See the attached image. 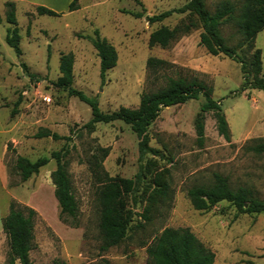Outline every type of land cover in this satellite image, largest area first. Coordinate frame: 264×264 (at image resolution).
<instances>
[{
    "label": "rangeland",
    "instance_id": "1",
    "mask_svg": "<svg viewBox=\"0 0 264 264\" xmlns=\"http://www.w3.org/2000/svg\"><path fill=\"white\" fill-rule=\"evenodd\" d=\"M186 1L78 0V9L68 11L69 0H20L14 2L21 49L17 55L5 41L9 24L4 0H0V143L5 146L8 188V193L0 189V264H6L8 257L2 218L10 203L24 211L26 207L35 210L29 251L33 264L55 260L99 264L102 258L111 264H149L146 247L165 227L189 228L214 252V264H264V212L240 213L224 200L209 210H198L186 194L190 187L209 185L217 172L227 177L231 187L245 186L264 200V152L251 149L264 140L263 91L242 90L240 64L206 51L199 43L201 26L195 15L173 12L161 21L148 19ZM218 1L205 0L210 10ZM38 4L59 15L37 14ZM189 20L193 23L189 32L168 46L148 45L154 29ZM95 28L117 52L116 64L106 71L103 81L96 50L84 37L93 35ZM223 34L230 43L237 41L232 25L224 27ZM253 44L261 50L260 75L264 78V28ZM62 53L73 55L72 86L96 97L105 112L136 107L141 93L162 87L167 76L203 79L222 107L230 140L217 132L213 114L207 111L204 139L197 141L194 118L204 101L199 96L160 110L147 131L149 145L159 152L140 158L138 138L128 124L96 122L89 129L85 125L91 117L90 107L53 84L60 74ZM149 57L168 64L149 73ZM42 129L59 137H37ZM60 149L67 150L63 161L77 203L73 217L60 215L50 177L56 166L53 158L26 180L15 168L17 155L35 160ZM103 149H107L105 156ZM139 172L137 190L122 198L135 212L126 236L118 245L101 250V185L106 175L134 178ZM157 179L167 185V194L151 203L148 197ZM146 205H153L147 212L149 220L140 215Z\"/></svg>",
    "mask_w": 264,
    "mask_h": 264
},
{
    "label": "trees",
    "instance_id": "2",
    "mask_svg": "<svg viewBox=\"0 0 264 264\" xmlns=\"http://www.w3.org/2000/svg\"><path fill=\"white\" fill-rule=\"evenodd\" d=\"M5 20L9 24L6 28L5 41L13 48L17 55L21 54L19 46L20 34L15 16V3L5 0ZM78 0H70L68 11L78 9ZM37 14L51 16L59 12L38 4L35 6ZM173 12H188L198 19L201 31L199 43L212 55L223 54L240 64L242 75L241 89L257 88L264 93V78L260 75L262 70L261 50L254 47V40L258 31L264 28V0H220L213 10H210L205 0H187L183 5L164 10L148 17L149 21H161ZM193 23L191 20L179 23L173 27L160 26L149 34L148 45L166 47L178 36L189 32ZM232 25L237 35V41L230 43L223 34V28ZM96 50L99 57V75L104 80L107 70L115 66L117 52L112 43L100 36L95 28L93 35H85ZM168 64L166 60L149 57L146 67L149 73H155ZM72 53H62L59 58V76L54 85L77 97L86 103L91 110V117L86 127L92 129L96 122H111L121 120L128 124L138 138V152L140 158L147 153L158 154V150L149 145L148 127L165 106L183 103L189 99L204 98L199 111L194 118V127L197 141L204 139L205 113L211 111L215 120L217 132L227 141L230 140V130L219 102L212 97L213 88L203 79L176 75L167 76L165 85L156 90L141 93L139 103L130 108L120 106L118 109L105 112L99 108L96 97L86 95L83 91L72 86ZM23 67L25 65L23 64ZM30 76H34L32 73ZM17 104V103H16ZM15 109H12L13 114ZM37 137L52 136L58 138L56 133L42 129L36 133ZM257 153L264 152V140L251 146ZM66 149L55 150L50 156H40L35 160L17 155L15 168L22 180L39 171L49 158L55 160V168L50 177L54 185V196L60 208V215L75 216L77 203L74 197L69 175L63 157ZM107 149H103V156ZM142 174L139 172L134 178H123L106 175L100 189L101 213L99 230L102 241L101 250L118 245L126 236L127 230L135 214L133 205H125L124 195L133 194L137 188ZM155 180L156 186L152 188L148 200L153 203L158 196L167 194V185ZM187 197L192 206L198 210H209L216 203L224 200L232 204L240 213L264 212V200L252 194L245 186L231 187L227 177L220 173H213V181L206 186H193L187 189ZM153 205H146L140 213L144 220H149L147 214ZM35 210L26 207V210L17 209L10 203L8 213L2 218V229L8 240V257L6 264H33L29 251L33 245V218ZM149 264H214V252L206 247L196 235L187 227H165L146 247ZM50 264H67L62 260H55ZM99 264H111L102 258Z\"/></svg>",
    "mask_w": 264,
    "mask_h": 264
},
{
    "label": "crops",
    "instance_id": "3",
    "mask_svg": "<svg viewBox=\"0 0 264 264\" xmlns=\"http://www.w3.org/2000/svg\"><path fill=\"white\" fill-rule=\"evenodd\" d=\"M13 1L20 2V0H13ZM4 151H5V146H3L2 143H0V189H4L8 193L7 176H6L5 166L3 162V152Z\"/></svg>",
    "mask_w": 264,
    "mask_h": 264
}]
</instances>
